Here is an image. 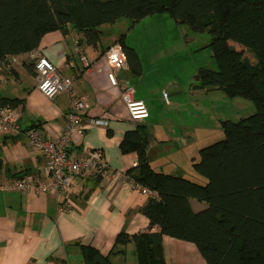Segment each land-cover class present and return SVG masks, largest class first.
<instances>
[{"label":"crops","instance_id":"crops-1","mask_svg":"<svg viewBox=\"0 0 264 264\" xmlns=\"http://www.w3.org/2000/svg\"><path fill=\"white\" fill-rule=\"evenodd\" d=\"M122 34L126 35V44L137 52L129 43V31L114 35L106 45L101 38L98 46H91L75 30H55L46 33L35 50L13 55L16 61L9 70H0V97L20 100L15 108L22 128L18 136L0 135V264H84L82 246L94 247L109 256L113 264H138L133 243L117 246L116 250H123L121 253L113 250L118 234L132 236L149 230V219L142 212L149 196L134 189L127 173L138 165V154L123 152L121 148L126 133L139 125L152 132L150 138L147 133L146 136L154 170L200 184L208 182L194 169L200 150L208 146L206 139L191 140L195 137L192 123L185 119L164 121L162 105H157L161 101L178 110L179 98L167 103L164 92L172 87L174 94L169 96L180 95L183 86L175 83L141 90L145 83L143 68L141 74H135L127 63L118 79L134 86L136 99L143 100L149 109L148 118L133 121L120 87L111 84L106 50ZM38 55L48 57L63 76L73 78V90L86 98L85 122L108 121L107 126L91 124L83 135H75L69 150L73 157L101 150L107 169L75 176L78 193H67L63 199L54 189L42 192L9 188L15 180L29 174L39 182L47 181L39 172L44 157L29 144L26 132L40 128L45 137L55 139L67 126L70 93L65 91L49 98L39 90L35 69ZM82 55L89 58L90 68L84 67ZM175 115L179 116V111ZM62 204H68L69 210L62 212ZM191 204L195 211L206 207V203L195 199ZM152 231L157 232L158 228ZM163 251L167 264H207L192 242L164 236Z\"/></svg>","mask_w":264,"mask_h":264},{"label":"trees","instance_id":"trees-1","mask_svg":"<svg viewBox=\"0 0 264 264\" xmlns=\"http://www.w3.org/2000/svg\"><path fill=\"white\" fill-rule=\"evenodd\" d=\"M157 14L209 33L218 69L198 72L199 86L249 98L257 111L239 121H223L224 138L200 150L194 169L207 178L206 184L154 170L144 126L128 131L121 148L136 152L138 165L127 173L155 195L142 210L149 230L118 234L114 250L133 243L138 264H167L163 237L170 236L194 243L207 264H264V0H0V63L35 50L51 31L75 30L85 43L98 46L102 25L122 18L136 24ZM125 38L122 34L116 43L132 72L141 74L138 53ZM19 102L0 99L13 108ZM192 199L206 207L195 211ZM82 249L84 264H113L94 247Z\"/></svg>","mask_w":264,"mask_h":264},{"label":"rangeland","instance_id":"rangeland-1","mask_svg":"<svg viewBox=\"0 0 264 264\" xmlns=\"http://www.w3.org/2000/svg\"><path fill=\"white\" fill-rule=\"evenodd\" d=\"M101 30H104V45L110 43L114 35L129 31V43L137 48L143 62L145 83H142L141 90L175 83L183 86L182 94L169 96L171 102L179 98L178 110L169 108L161 101L157 105H162L164 121L171 118L177 121L185 119L192 123L195 137L191 140L205 138L206 145L213 144L224 138L223 121H239L257 111L256 105L249 98L228 97L217 87L199 86L196 79L198 72L218 69L209 33L195 32L168 14L148 16L136 24L122 18L115 24L102 25ZM247 56L252 59L249 54ZM166 92L168 95L174 94L172 87L166 88ZM178 111L180 115L176 116ZM142 132L147 133L149 138L152 135L147 127Z\"/></svg>","mask_w":264,"mask_h":264},{"label":"built area","instance_id":"built-area-1","mask_svg":"<svg viewBox=\"0 0 264 264\" xmlns=\"http://www.w3.org/2000/svg\"><path fill=\"white\" fill-rule=\"evenodd\" d=\"M106 56L110 71L108 78L113 86L121 89L122 100L125 102L133 121H142L149 117V109L143 100L135 97V88L126 81L118 79V73L126 69L127 56L123 47L119 43H113L106 50ZM85 68H90L91 62L85 55L81 57ZM16 58L7 57L5 63H0V70H9ZM35 69L38 79L39 90L49 98L68 91L71 96V105L66 115L67 126L63 133L55 139L45 137L40 128H31L26 132L29 144L43 155L44 164L39 172L47 178L45 183L39 182L35 175H24L15 180L9 187L13 190L29 191L38 189L47 192L54 189L61 197L65 194H77L78 189L74 184V177L87 174L91 171L103 172L107 169L104 155L101 150H89L83 157H73L70 155V146L75 135H83L89 125L107 126L108 121L103 119L84 120V113L87 108L86 98L75 93L73 90V78L63 76L55 64L48 58L38 55ZM1 99V97H0ZM164 99L170 103L169 95L164 92ZM22 133L20 125V113L16 108L0 104V135L18 136ZM134 189L141 191L149 197L155 193L146 187L132 181ZM62 212L69 210L68 204H62Z\"/></svg>","mask_w":264,"mask_h":264}]
</instances>
